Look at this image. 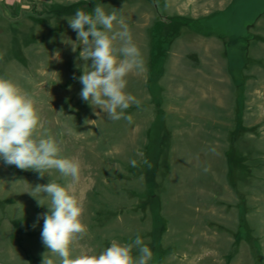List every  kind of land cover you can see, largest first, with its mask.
<instances>
[{
	"label": "rangeland",
	"instance_id": "1",
	"mask_svg": "<svg viewBox=\"0 0 264 264\" xmlns=\"http://www.w3.org/2000/svg\"><path fill=\"white\" fill-rule=\"evenodd\" d=\"M96 4L125 17L145 61L128 77L132 124L79 95L86 65L66 18ZM176 15L208 20L156 28ZM0 76L34 96L61 154L81 162L71 190L88 235L74 254L139 235L150 264H264V0H0ZM51 180L70 182L0 160V264H42L49 209L28 192Z\"/></svg>",
	"mask_w": 264,
	"mask_h": 264
},
{
	"label": "clouds",
	"instance_id": "2",
	"mask_svg": "<svg viewBox=\"0 0 264 264\" xmlns=\"http://www.w3.org/2000/svg\"><path fill=\"white\" fill-rule=\"evenodd\" d=\"M66 19L77 33L72 50L82 48L79 59L86 65L78 78L83 86L81 99L94 110L102 109L110 121L123 119L132 124L133 116L127 110L132 106L139 108L141 101L127 91L128 77L143 73L146 68L125 17L118 15L115 8L107 12L96 4L91 12L77 9ZM89 122L85 120V124ZM64 128L67 134L77 136L67 124ZM61 153L60 144L44 128L38 101L16 81L0 76V160L21 170H33L40 178L56 170L70 181L62 185L51 180L28 192L39 206L49 209L38 216V220H44L41 239L48 250L42 254V264H150L152 250L139 235L128 243L114 239L98 254H74L77 241L88 235L82 220L83 203L71 190L79 181L81 162ZM130 163L135 167L137 162ZM143 163L152 167L147 159Z\"/></svg>",
	"mask_w": 264,
	"mask_h": 264
},
{
	"label": "trees",
	"instance_id": "3",
	"mask_svg": "<svg viewBox=\"0 0 264 264\" xmlns=\"http://www.w3.org/2000/svg\"><path fill=\"white\" fill-rule=\"evenodd\" d=\"M207 20L208 19L203 17L200 19H196L192 17H184V16L176 15L169 17L166 20H158L155 25L157 29H164V30L169 29L170 27L176 29L187 27L199 31L203 29L204 25L206 26Z\"/></svg>",
	"mask_w": 264,
	"mask_h": 264
}]
</instances>
